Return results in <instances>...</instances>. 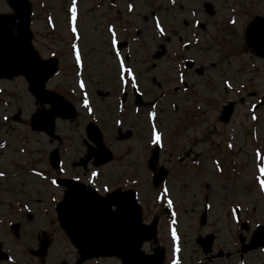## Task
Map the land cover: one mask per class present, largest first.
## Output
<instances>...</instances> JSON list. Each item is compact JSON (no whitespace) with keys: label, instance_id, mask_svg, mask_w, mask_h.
Returning a JSON list of instances; mask_svg holds the SVG:
<instances>
[{"label":"flooded vegetation","instance_id":"obj_1","mask_svg":"<svg viewBox=\"0 0 264 264\" xmlns=\"http://www.w3.org/2000/svg\"><path fill=\"white\" fill-rule=\"evenodd\" d=\"M73 7L76 10L74 20L70 11ZM18 13L29 16L32 46L39 56L44 60L54 57L58 61V72L62 66L65 74L71 75L72 83L68 86L62 88L58 82L51 86L49 83L48 89L56 93L61 89L63 95L74 102L79 101L75 93L78 89L84 92L83 97L89 103L92 90H95V96L100 94L103 102V114L99 118L123 120L124 130L133 131L130 139H134V135L138 138L143 156L146 150L142 118L147 111L154 112V104H157L151 90L160 93L164 89L162 95L154 98L169 102L182 100L185 92L202 87L203 79L210 82L215 77L213 73L218 62L228 54L234 55L233 41L237 42L239 36L246 45L242 54L248 50L241 31L244 32L255 17L264 18V0H75V4L73 0H14V5L0 0V16L10 17L15 37ZM36 26L48 29L49 33L37 38L32 30L33 27L36 30ZM237 29L241 30L240 34L235 33ZM63 59L67 62L61 64ZM159 65L163 66L161 72L156 71ZM139 69L145 72L134 71ZM91 70L111 73L114 78L95 83L86 76ZM123 71L129 72L124 78ZM13 80L25 82L21 76L10 81ZM98 88L101 93L96 91ZM24 92V113L19 100L11 94L5 105L16 106L19 117L13 116L15 112L2 121L0 117V173H3L0 176V264H123V261L124 264H144L134 250H128L134 240L132 233L130 237L119 239L120 246H127L120 249L119 259L80 257L78 251L100 245V235H95V229L86 224L104 211L98 195L103 197L115 188L114 176L101 178L100 174L101 169H107L105 166L114 160L105 166H95L97 148L87 152L85 131L70 134L66 139L60 118H55L56 138L32 131L33 114H44L49 106L31 97L27 88ZM136 92L140 96L146 94L143 104L135 103ZM23 131L27 133L25 137L21 136ZM107 137L103 138L104 145L113 153L120 136L117 134L114 140L111 137L110 143ZM66 148L69 149L67 153ZM53 152L55 167L51 159ZM119 156L120 159L127 157L124 153ZM141 161L144 166L145 158ZM143 173L145 177V169ZM61 179H73L98 194L84 190L79 204L73 208L69 205L70 211L75 208L73 214L81 213L82 220L68 224L70 227L66 230L58 224L55 214L56 204L66 191L65 187L56 186V181ZM106 187L108 190H102ZM155 192L152 189L141 191L143 222L150 224L157 219L159 229L156 243H143L145 255L155 252L154 256L158 257L157 250L162 247L163 264H237V260L242 262L239 264H249L250 254L245 253L240 259L228 241L219 246L212 232L205 233L206 226L199 219L201 212L196 211V225L191 219L184 220L183 217L193 214V209L171 196L174 202L170 215L163 201L155 204L152 198ZM187 220V232L181 231L180 223ZM80 224L81 228H74ZM174 226L179 238L169 237L168 230H174ZM208 236H211L212 247L206 254L201 239Z\"/></svg>","mask_w":264,"mask_h":264},{"label":"rangeland","instance_id":"obj_2","mask_svg":"<svg viewBox=\"0 0 264 264\" xmlns=\"http://www.w3.org/2000/svg\"><path fill=\"white\" fill-rule=\"evenodd\" d=\"M36 28L39 30L37 38H44L45 33H49L46 28L44 31H40L41 27L36 26ZM240 31L237 29L235 33L240 34ZM56 32H61V30L57 29ZM242 33L243 31H241V35ZM239 38L237 42L233 41L234 55L228 54L222 62H219L220 66L217 69L219 76L222 75L223 71L229 74H226L223 78L215 79V87L202 88L205 103L212 106L203 112V117L202 114L195 112L196 118L193 116L190 119L191 123H187L190 124V127H185L182 130H178V132L175 131L173 126L169 128L168 124L172 121L168 114H165L166 117H162L163 124L159 125V143L162 145L160 161L165 162L171 153L179 154L178 156H180L188 148H193V150L201 154L198 161L195 160L196 162L190 167L191 169L185 166L186 168H182L183 171L174 173V168H171L167 181L161 187L171 188L181 185L193 187L194 191L192 193H184V195L181 194L180 196L185 197L187 201H191L193 197L202 201V203L208 200L209 220L207 224L209 226L207 225L208 229L206 232L213 231L216 233L222 243L226 241L225 239L228 236L230 245L234 248L238 246L236 235L242 233L249 237L255 226H264V190H261V181H264V175L260 172V169L264 168V106L255 112L251 110V103L257 101L260 96H264V71L260 60L254 58V55L249 50H245L246 52L244 51L245 53L242 54V50L246 49V45ZM60 55L63 56V51L60 52ZM62 61L67 62L66 60ZM232 65L233 67L231 68ZM240 66L245 68L247 77L251 79V82H245L246 79L244 78L235 80V83H233L230 77L240 79L234 73V70H237ZM62 70L63 73H66L65 67ZM157 70L159 72L163 71V66L159 65V67H156ZM138 72L142 74L145 71L139 69ZM66 76L67 74L60 75L56 80L66 85L69 80L66 79ZM87 76L95 83L114 78L111 73L100 74L93 70ZM228 81L231 83L233 92L230 87L224 85V82L227 83ZM242 86H246L245 92L240 91ZM0 87L4 88L5 86L0 85ZM5 89L11 91V94L20 100V105L25 101V96H23L25 83L15 80L13 84H9ZM249 90L257 95L252 98L248 97L246 92ZM151 93H153L154 97L157 95L153 90H151ZM239 96L244 97V103L236 105L232 120L229 123H226V125L221 124L217 118L221 105L225 104L227 100L235 99L237 101ZM91 98L96 100L93 102L100 104L98 97L93 92ZM81 107V103H78V116L85 115ZM163 108L166 112L167 107L163 106ZM190 109L192 108L190 107ZM160 115L162 114L160 113ZM181 116L183 117V115ZM107 119L105 117L103 121ZM146 120L144 119L143 126L145 133L148 134ZM186 121L188 120L186 119ZM114 123L115 121L111 124L113 131L116 124ZM64 130L70 134L72 127L66 124L64 125ZM107 139L109 143L112 141L109 137ZM191 139L194 142H191ZM178 141L180 142V151L175 153L171 150V147L177 148L176 142L178 144ZM114 149L115 152L119 153L118 155L122 154L123 151L127 152V155L125 154L126 158L116 161L118 159L116 157V162L112 164L116 178L119 174L117 170L120 171L121 175L124 173L123 171H129L128 175L133 172V175L136 173L137 177L140 178L138 162H141L142 155L138 138L135 137L133 140L121 143ZM112 166L102 171V175L105 177L111 176ZM124 177L126 176L122 175L123 179ZM147 177L149 179V188L151 189V177L149 175ZM130 184L120 179L117 181L119 186ZM224 201L225 204L228 203V206L230 204L231 208L233 206L241 208L242 218L239 223L235 222L231 216L232 221L226 218V215L224 218L222 214L223 208L221 207V203H224ZM189 205L191 206V204ZM226 212L228 213V211ZM244 220L249 224L250 229L247 232L238 229V225ZM192 223L196 225L195 217ZM249 261L251 264H264V247L253 251L250 254Z\"/></svg>","mask_w":264,"mask_h":264},{"label":"water","instance_id":"obj_3","mask_svg":"<svg viewBox=\"0 0 264 264\" xmlns=\"http://www.w3.org/2000/svg\"><path fill=\"white\" fill-rule=\"evenodd\" d=\"M6 37H7V49L3 48L4 50H9V52H11V50H16V48H14V41L10 38L9 32L6 33ZM246 39H248V43L250 45V47L252 48V50H254L257 54L263 56L264 59V25H259L258 21H256V23H254L252 26H250L247 30L246 33ZM26 46L28 47L29 44L28 42L26 43ZM24 47V45H23ZM4 66H19V60L16 58H6L5 60H3ZM52 63V64H51ZM55 61H50L49 64H45L44 67L42 68V75L39 77H30L28 78V82H30V86L33 89V92L36 94H38L39 92L37 91H41L43 85L46 83V79H48L49 77H51V75L53 74V72L55 71ZM17 73H19V69L17 71ZM37 90V91H36ZM36 94V95H37ZM264 101V100H263ZM231 104H228L227 106H225L223 112L221 113L220 119L225 123L226 121L229 120V116L231 114ZM65 114L67 115L66 117H70L71 116V111L65 112ZM99 137V135H98ZM97 144H99V140L97 141ZM158 151L157 149L154 150V152L152 153V158L149 161V166L151 168L154 169V164L156 162V159L158 157ZM160 174L158 176H154V181L153 184L155 186H157V184L161 181V179L163 178V172L162 170L159 172ZM128 196L125 197V200H128L129 202V211L131 212V216H132V220H134V222H136V233L138 235V248H140L142 241L148 238H153L155 237V228L154 226H152V228L148 229L147 232H144L145 228L144 226L141 225L140 222V214L141 212L139 211L138 205L136 203V201L134 200V196L133 193H129V191L127 192ZM124 196V195H123ZM122 196H118V197H114L112 196L111 198L105 199L107 203H116V200H120ZM127 198V199H126ZM121 201V200H120ZM106 203V204H107ZM59 213H63V210H59ZM263 234H264V230L262 228H259V230L257 231V233L253 236V240L251 242L250 245V250H253L257 247L262 246L263 244ZM106 253L107 255L109 254H114V250L111 247H107L106 248Z\"/></svg>","mask_w":264,"mask_h":264},{"label":"snow or ice","instance_id":"obj_4","mask_svg":"<svg viewBox=\"0 0 264 264\" xmlns=\"http://www.w3.org/2000/svg\"><path fill=\"white\" fill-rule=\"evenodd\" d=\"M73 4H75V0H73ZM71 13H72V18L73 20L75 19V15H76V10L75 7H73L72 9H70ZM73 32H75V29H73ZM79 60V58H77ZM85 106H87V101H85ZM154 139L155 141L158 143L159 142V137L155 135V133H153ZM260 172L262 175H264V168L260 169ZM93 175H95V173H93ZM0 176H3V173H0ZM55 183V182H53ZM261 190H264V181H261Z\"/></svg>","mask_w":264,"mask_h":264}]
</instances>
